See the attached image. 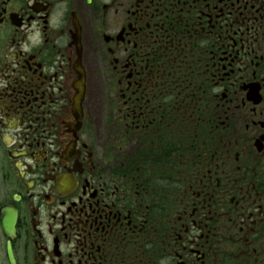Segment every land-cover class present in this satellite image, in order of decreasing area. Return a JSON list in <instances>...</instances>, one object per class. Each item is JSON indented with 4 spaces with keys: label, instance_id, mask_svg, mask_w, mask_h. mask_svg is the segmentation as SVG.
<instances>
[{
    "label": "flooded vegetation",
    "instance_id": "obj_1",
    "mask_svg": "<svg viewBox=\"0 0 264 264\" xmlns=\"http://www.w3.org/2000/svg\"><path fill=\"white\" fill-rule=\"evenodd\" d=\"M0 264H264V0H0Z\"/></svg>",
    "mask_w": 264,
    "mask_h": 264
},
{
    "label": "water",
    "instance_id": "obj_2",
    "mask_svg": "<svg viewBox=\"0 0 264 264\" xmlns=\"http://www.w3.org/2000/svg\"><path fill=\"white\" fill-rule=\"evenodd\" d=\"M8 256H9L10 261L12 262L13 261V257H12L10 246L8 247Z\"/></svg>",
    "mask_w": 264,
    "mask_h": 264
}]
</instances>
